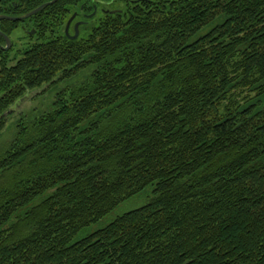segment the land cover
<instances>
[{"label": "trees", "instance_id": "16d2710c", "mask_svg": "<svg viewBox=\"0 0 264 264\" xmlns=\"http://www.w3.org/2000/svg\"><path fill=\"white\" fill-rule=\"evenodd\" d=\"M122 8L0 48V264H264V0Z\"/></svg>", "mask_w": 264, "mask_h": 264}, {"label": "flooded vegetation", "instance_id": "af4514ba", "mask_svg": "<svg viewBox=\"0 0 264 264\" xmlns=\"http://www.w3.org/2000/svg\"><path fill=\"white\" fill-rule=\"evenodd\" d=\"M21 1L22 0H10V4L14 7L19 8V6L22 4ZM33 1L41 2L31 11L53 0ZM57 1L58 0H56L54 3H56ZM127 1L133 2L134 0H123V2L117 0H72V3L70 5H67L66 7L69 12L65 16L61 15L58 12L56 13L53 10L38 15V13L40 12L39 11L28 18L16 20L7 17L18 18L30 13L31 11L20 15L0 13V16H5V18H0V20L8 19L17 22L15 29H13L10 33H6L3 29L0 28V48L2 50L9 51L10 58L13 59L17 54H19L20 50H23L27 46L51 36V34L54 33L55 26L57 27L59 34L66 35L71 39L79 38L83 34L85 27L88 26L93 20L99 19L103 15L122 12L124 9L122 7L127 3ZM52 4H49L48 6ZM2 5L3 4L1 3L0 6ZM48 6H46V8ZM44 9L45 7L41 11H43ZM73 16L74 19L71 21L67 33L66 28L68 21ZM77 24L79 33L78 36L74 38V36L76 35ZM58 32L55 31L57 35ZM5 36L9 37L10 44H8ZM21 102L17 103L16 105L18 106Z\"/></svg>", "mask_w": 264, "mask_h": 264}, {"label": "rangeland", "instance_id": "374dc122", "mask_svg": "<svg viewBox=\"0 0 264 264\" xmlns=\"http://www.w3.org/2000/svg\"><path fill=\"white\" fill-rule=\"evenodd\" d=\"M40 95V94H39ZM38 95H36L35 92H32L28 94L25 98L21 99L19 102H21L18 106L15 104L12 108L13 111H16L17 113H24L32 110L36 104H38V100L36 99ZM18 102V103H19ZM13 121V120H12ZM11 121V122H12ZM6 135L9 137L10 135ZM152 186H149L143 193L140 195H137L133 197L130 200L125 201L120 206H118L115 210H113L109 215H107L105 218H103L98 223H95L91 225L90 227L85 228L83 231L79 233L77 238H82L86 236L87 234H90L98 229H101L111 223L115 218L118 216L123 215L124 213L131 211L133 209L139 208L149 202L152 197L154 196V192L152 191ZM76 238V239H77Z\"/></svg>", "mask_w": 264, "mask_h": 264}, {"label": "water", "instance_id": "95a60500", "mask_svg": "<svg viewBox=\"0 0 264 264\" xmlns=\"http://www.w3.org/2000/svg\"><path fill=\"white\" fill-rule=\"evenodd\" d=\"M55 1H56V0H53V1L49 2V3L43 4V5H41L40 7H38L37 9L31 11L30 13H28V14H26V15H24V16H21V17H18V18H12V17H7V18H10V19H16V20H22V19L28 18V17H30V16L36 14L37 12H39L40 10H42L44 7L48 6L49 4L54 3ZM135 1H136V2H140V1H145V0H135ZM114 12H115V11H114ZM0 18H5V16H0ZM73 19H74V16L71 17L70 20L68 21L67 28H66L67 33H68L69 26H70V24H71V21H72ZM78 33H79V31H78V24H77V25H76V35L74 36V38H76V37L78 36ZM5 37H6L7 41H8V44H10V39H9V37H8V36H5Z\"/></svg>", "mask_w": 264, "mask_h": 264}]
</instances>
